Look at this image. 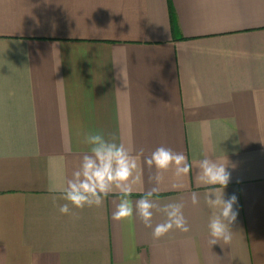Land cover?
<instances>
[{
	"label": "crops",
	"instance_id": "0c3cea01",
	"mask_svg": "<svg viewBox=\"0 0 264 264\" xmlns=\"http://www.w3.org/2000/svg\"><path fill=\"white\" fill-rule=\"evenodd\" d=\"M86 133L143 149L131 217L113 218L116 188L59 212ZM161 146L186 177L155 184L143 161ZM205 155L228 160L230 244L209 243ZM153 187L152 227L182 203L188 232L145 227L135 205ZM0 264H264V0H0Z\"/></svg>",
	"mask_w": 264,
	"mask_h": 264
},
{
	"label": "clouds",
	"instance_id": "9594fccd",
	"mask_svg": "<svg viewBox=\"0 0 264 264\" xmlns=\"http://www.w3.org/2000/svg\"><path fill=\"white\" fill-rule=\"evenodd\" d=\"M83 143L89 145V153L81 158L79 167L72 173V178H64L63 185L57 189L61 198L66 201L59 205L61 214H69L72 205L76 208L99 207L103 199L107 197L114 188L120 191V200L116 205L113 218L123 220L133 215L132 202L127 198L131 195L132 188L128 180L138 168V156L142 155L143 149L136 157L130 155L123 144L117 143L115 137L106 140L101 134H84ZM144 164L149 168H155L153 177L155 184L159 185L163 179L162 173L172 169L178 178L186 177L191 169L187 157L183 152H174L166 147H158L151 154L144 158ZM228 160L212 159L204 156L196 161L197 181L205 185H218L217 188L209 190L206 197L208 206L213 210L207 223L210 245L218 242L230 244L233 233L230 229L237 218V211L233 205L237 203L235 195H228L225 198L224 189L229 183L230 172ZM183 183L173 184V188H183ZM157 193L153 187L136 202L135 210L141 218L145 227L152 228L154 238L165 235L173 228L181 232H188L189 225L183 214L182 203H168L159 209L167 219L163 223L152 227L151 218L153 209L158 205L152 201ZM192 204H198V197L195 193L191 197Z\"/></svg>",
	"mask_w": 264,
	"mask_h": 264
}]
</instances>
